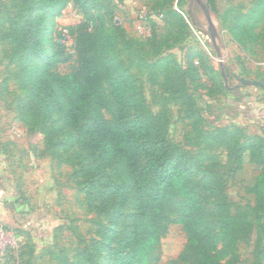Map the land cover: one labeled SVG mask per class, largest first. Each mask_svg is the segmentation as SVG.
<instances>
[{
	"label": "trees",
	"instance_id": "16d2710c",
	"mask_svg": "<svg viewBox=\"0 0 264 264\" xmlns=\"http://www.w3.org/2000/svg\"><path fill=\"white\" fill-rule=\"evenodd\" d=\"M173 1H155L152 11L169 30L160 38L152 30L145 41L128 39L103 0H12L11 8L0 9V62L13 66L3 83L13 78L21 93L17 117L41 133L52 155L60 158L63 148L81 156L74 171L80 192L103 221L73 257L53 253L56 264H158L161 238L172 224L182 228L185 243L171 264H231L224 257L233 256L252 230L256 255L264 257V136L203 127L190 86L204 76L213 80L214 71L199 48L187 49L182 63L165 53L190 33ZM205 1L217 13L215 0ZM69 5L82 20L63 33L56 19ZM218 18L237 45H264V0L246 12L228 8ZM71 57L75 64L67 72L55 70ZM132 68L146 70L150 84L160 88L157 112L136 99ZM258 77L264 90V74ZM171 103L187 121L188 142L200 149L169 139ZM214 149L225 152L231 173L246 158L256 164L251 205L233 209Z\"/></svg>",
	"mask_w": 264,
	"mask_h": 264
},
{
	"label": "rangeland",
	"instance_id": "374dc122",
	"mask_svg": "<svg viewBox=\"0 0 264 264\" xmlns=\"http://www.w3.org/2000/svg\"><path fill=\"white\" fill-rule=\"evenodd\" d=\"M12 0H0V9L11 8ZM156 0H103L114 13L128 39L145 41L153 33L157 38L169 30L164 17L152 11ZM255 0H215L217 13L211 11L216 25L221 58H217L207 32L206 20L200 9H192L188 0H174L173 9L187 21L190 33L185 40L165 53L171 52L182 63L189 48H199L209 58L213 80L204 76L199 86H190L197 108L204 117L203 127L212 130L217 125L235 127L245 134H264V90L245 85L240 80H259L264 72V45L239 46L222 29L218 15L233 8L246 12ZM149 17L145 19V14ZM82 16L69 5L56 19V30L75 27ZM197 23H196V22ZM67 33V32H66ZM68 44L71 39L67 40ZM67 44V45H68ZM151 48V46L147 47ZM1 58V54H0ZM75 64V57L56 65L59 73L67 72ZM129 66L130 64L127 63ZM13 66L0 62V264H56L54 254L65 251L73 257L97 236L102 219L95 209L88 207V199L80 192V177L74 171L81 165L80 155L72 149L60 148V158L46 149L42 135L30 132L16 113V100L21 95L16 81L9 78ZM133 93L152 113L160 107V88L151 85L146 70L131 69ZM171 116L168 137L183 149L196 151V144L188 142L187 121L178 116L177 106L170 104ZM248 114L247 117H243ZM224 175L225 193L234 208L251 205L253 196L248 192L258 173L256 164L245 159L241 169L229 172V163L222 149H214ZM212 151V152H213ZM185 234L179 225H169L161 238V256L158 264H171L182 250ZM220 247V244L218 245ZM256 231L240 239L234 249L231 264H264V257L256 255Z\"/></svg>",
	"mask_w": 264,
	"mask_h": 264
},
{
	"label": "water",
	"instance_id": "95a60500",
	"mask_svg": "<svg viewBox=\"0 0 264 264\" xmlns=\"http://www.w3.org/2000/svg\"><path fill=\"white\" fill-rule=\"evenodd\" d=\"M188 4H189V11H190L192 19H194V14L192 11L194 7L200 9V11L203 13L206 23H207L206 29L209 34L212 47L215 51L216 57L220 59L221 54H220V48L218 46V34L216 30V25L211 17V10L207 6L206 1L205 0H188ZM242 81L246 85L262 86V83L260 81H254V80H242Z\"/></svg>",
	"mask_w": 264,
	"mask_h": 264
},
{
	"label": "crops",
	"instance_id": "0c3cea01",
	"mask_svg": "<svg viewBox=\"0 0 264 264\" xmlns=\"http://www.w3.org/2000/svg\"><path fill=\"white\" fill-rule=\"evenodd\" d=\"M263 74H264V72H263ZM247 116H248V114H244L243 117H247ZM217 126H218V127H222V126H225V125H217ZM258 135L264 136V134L261 133V131L258 132Z\"/></svg>",
	"mask_w": 264,
	"mask_h": 264
},
{
	"label": "built area",
	"instance_id": "2783aa9c",
	"mask_svg": "<svg viewBox=\"0 0 264 264\" xmlns=\"http://www.w3.org/2000/svg\"><path fill=\"white\" fill-rule=\"evenodd\" d=\"M67 31H66V29H63V33H66Z\"/></svg>",
	"mask_w": 264,
	"mask_h": 264
}]
</instances>
